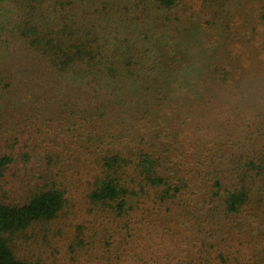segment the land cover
<instances>
[{
	"label": "trees",
	"instance_id": "1",
	"mask_svg": "<svg viewBox=\"0 0 264 264\" xmlns=\"http://www.w3.org/2000/svg\"><path fill=\"white\" fill-rule=\"evenodd\" d=\"M224 1L132 0L116 9L108 0H0V37L8 38L0 44V117L26 110L55 118L63 135L60 153L36 146L32 156L18 146L20 134L0 150V188L10 171L35 178L24 202L0 199V264H34L16 255L14 236L55 220L79 181L90 227L76 226L70 246L84 249L88 264H135L134 242L165 214H245L264 180V146L211 156L192 144L182 150L179 135L207 84L188 68L192 35L208 23L198 15ZM105 101L129 111L99 130Z\"/></svg>",
	"mask_w": 264,
	"mask_h": 264
},
{
	"label": "rangeland",
	"instance_id": "2",
	"mask_svg": "<svg viewBox=\"0 0 264 264\" xmlns=\"http://www.w3.org/2000/svg\"><path fill=\"white\" fill-rule=\"evenodd\" d=\"M108 1L116 9L132 2ZM221 5L210 10L208 16L196 14L198 23H208L200 34L195 30L191 36L188 53L192 62L188 68L195 76L203 75L199 81L207 80V84L197 87L199 111L194 113L191 124L179 131L184 141L182 150L188 151L192 144L211 156H217V150L222 154L230 149L237 153L242 147L252 150L264 146V23L260 20L264 0H225ZM7 39L0 37V44ZM4 51L0 49V56ZM214 65L227 69L228 75L211 77L209 72ZM104 104L106 111L98 120L99 130L118 122L119 117L126 116L122 112L129 111L107 101ZM25 111L0 117V145L4 146L0 150L7 149L20 134L19 147L27 145L30 151L40 146L42 150L50 148V153H60L63 135L55 130V118H32ZM25 113L26 124L22 121ZM24 131L29 134L23 135ZM182 136L191 140L186 142ZM31 155L35 156L32 152ZM33 179L24 169L10 171L1 185L0 199L24 202ZM67 198V205L55 220L35 224L14 236L13 250L19 258L34 264H88L84 249L79 252L70 246L76 226L90 227L85 187L80 181ZM162 216L155 227L144 230L142 241L134 242L131 257L135 264H144L145 259L147 264H264V180L253 188L245 214L234 221L206 212L196 219L180 213Z\"/></svg>",
	"mask_w": 264,
	"mask_h": 264
}]
</instances>
